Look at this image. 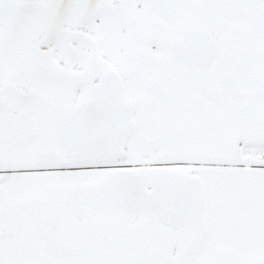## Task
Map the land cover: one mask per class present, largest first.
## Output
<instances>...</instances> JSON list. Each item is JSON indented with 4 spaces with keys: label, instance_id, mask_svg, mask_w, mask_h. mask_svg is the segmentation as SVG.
Here are the masks:
<instances>
[{
    "label": "snow or ice",
    "instance_id": "6c2138e0",
    "mask_svg": "<svg viewBox=\"0 0 264 264\" xmlns=\"http://www.w3.org/2000/svg\"><path fill=\"white\" fill-rule=\"evenodd\" d=\"M0 264H264V0H0Z\"/></svg>",
    "mask_w": 264,
    "mask_h": 264
}]
</instances>
